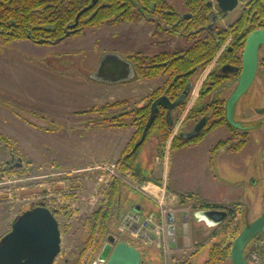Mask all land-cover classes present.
Masks as SVG:
<instances>
[{"label":"rangeland","instance_id":"obj_1","mask_svg":"<svg viewBox=\"0 0 264 264\" xmlns=\"http://www.w3.org/2000/svg\"><path fill=\"white\" fill-rule=\"evenodd\" d=\"M169 2L178 12L185 10L184 0ZM235 12L230 16L233 17ZM152 28L144 20H138L132 24L123 22L91 27L80 35L66 36L54 44L0 39V133L11 140L16 151L12 157L9 148L0 146V169L11 164L21 168L0 172V238L10 231L17 215L32 204L44 202L58 222L61 238L60 252L55 259L58 263L68 259V264H106L99 262L97 255L107 237L113 235L116 242L125 240L140 247L141 264H179L184 261L201 264L213 243L228 242L232 238V232L226 226L233 217L230 212L220 225L208 227L206 221L201 220L199 223L204 222L208 230L205 237L195 233L196 246L186 256L181 251L172 253L169 242L163 246L156 237L147 242L135 241L128 228L121 227L128 214H138L124 208L125 200L130 203L134 197L147 199L156 207L149 212L155 215L156 223L160 220L161 209L164 214L174 210L173 206L179 202L168 185L164 190L157 188L161 187L158 180L162 155L169 158V186L177 185L182 192L198 194L200 202H194L196 206L203 202L222 205L226 209L220 210L229 211L240 203L239 211L234 215L237 231L261 214L264 209L262 128L250 130L240 151L219 149L212 154L210 150L208 163L207 150L226 138L224 127L177 149H170L172 135L166 146H159L158 130L153 128L134 154V163L140 170L120 169L118 158L135 128L130 125L104 126L101 119L139 106L142 95L148 92L145 91L148 85L143 80L105 84L91 79L89 74L103 53L126 58L133 51L131 47L156 43L157 38L151 36ZM176 40L173 46L183 43L182 38L179 42ZM196 91L190 96L187 108L191 107ZM119 100H127V103L105 111H89L92 107ZM262 104L264 91L253 84L236 103L235 120L241 118L246 125L261 123L262 115L246 113L255 112V107ZM112 165H116L115 168ZM142 170L153 179L145 185L151 187L150 192L147 188L141 189V179L145 175ZM112 178L120 181L121 201L117 198L113 202L98 245L93 247L94 241V245L88 246V240L93 237L91 214L102 206ZM189 199L191 205L193 200ZM165 215L167 217V212ZM187 241L189 244L188 237ZM251 242L246 245L244 254ZM173 254L178 261L179 255L186 258L174 263ZM219 264L230 262L226 259Z\"/></svg>","mask_w":264,"mask_h":264},{"label":"trees","instance_id":"obj_2","mask_svg":"<svg viewBox=\"0 0 264 264\" xmlns=\"http://www.w3.org/2000/svg\"><path fill=\"white\" fill-rule=\"evenodd\" d=\"M207 1L208 0H184V4L193 19L189 24L195 29L207 22V16L209 13V5ZM255 2H257L255 4L257 13L262 17L264 14V3L262 4V0H255ZM170 8L167 0H0V39L5 42L28 39L39 44H54L57 39L60 41L66 36L80 35L86 29L91 27H97L104 24L135 22L144 17H149L150 19L156 18L165 25H172L178 19L181 21L183 18L176 13L170 12ZM78 14L79 16L76 19ZM179 28L182 29V24H180ZM179 28L176 29L175 32L179 31ZM188 31V29H182L181 32L188 33ZM196 34L198 33L190 34V36L195 37ZM223 40L224 38H222L219 43H215L213 39L209 37L204 40L197 39L193 45L185 51L183 56H179L175 59H171L169 56H166L163 59L160 56L144 58L139 56V54H136L133 56V60L137 62V76L151 78L166 73L167 71L170 72L171 79L173 76H175L176 79L169 86L168 90L165 91L166 88H164L157 92L155 91L150 97L153 98L157 93L165 91L167 94L171 95L172 98H175L184 86L185 80L180 79L189 77L192 70L195 71L199 68H203L211 60ZM155 59L157 62L166 61L169 65L165 64L164 66H159L158 69L156 66L148 68L141 66L142 63L145 64L147 61L151 64L155 62ZM215 84L216 83H214V85ZM209 90L210 88L205 89L201 96H205ZM126 102V100H119L107 103L101 107H92L89 111H105L110 108L123 106ZM183 106L184 105L182 104L181 107ZM205 111H212V122L207 123L206 129L192 139L183 138L178 134L174 135L171 139L170 149H177L189 143L198 142L211 129L227 124L224 109L220 100H213L200 109L195 107V109L189 112V116L192 117L197 113H203ZM148 116L149 106L146 105L137 106L131 110H126L117 115L101 119V121L104 122V126L123 127L130 125L135 128L134 134L118 158L119 167L122 171L140 170L137 163H134V154L146 142L147 137L153 128L158 130L159 146H165L166 141L172 133V127L167 123L164 112L161 110L155 116L143 142L138 146L135 152H132L134 144L142 134ZM127 119L130 120L129 123L127 122ZM236 138L237 137L235 136L226 141L217 142V144L211 149V152L214 153L216 149H220V147L232 140H236ZM244 143V140H236L235 142L230 143L227 149L233 148L238 151ZM0 146L3 148H9L10 156L15 157L16 151L14 150L11 140L6 138L2 133H0ZM4 168L0 169V172L7 173L13 169L18 171L21 169L17 164H11ZM142 180L143 179H141V181ZM146 180L149 181V179ZM119 182L120 181L116 178L110 179L102 199V206L95 209L91 214L93 220L91 228L93 234L91 236L93 237L91 240H88V246L92 243L94 245V241L95 245L93 247L98 245V237L104 232L103 229L106 227L110 208L120 194L118 186ZM179 196L184 199L192 197L193 194L187 192L180 193ZM70 197H72V195H70ZM34 205L36 204H32L31 206ZM238 205H240V203H237L235 208L227 211L225 217L226 219L229 212L233 216L226 225L229 231L232 232V238L228 242L221 240L213 243L209 248L207 258L201 264H219L226 259H229L232 240L235 239L239 233V231L235 229L236 225L234 222L236 220L234 215L239 211ZM200 207L204 210H212L222 207V205H208L202 202ZM183 263L188 264L187 261H184Z\"/></svg>","mask_w":264,"mask_h":264},{"label":"flooded vegetation","instance_id":"obj_3","mask_svg":"<svg viewBox=\"0 0 264 264\" xmlns=\"http://www.w3.org/2000/svg\"><path fill=\"white\" fill-rule=\"evenodd\" d=\"M207 2L209 5L207 22L195 29L189 24V22L193 21V19L190 12L187 10L185 4H184L185 10L182 12H178L174 8L172 3H170L169 0H167V3L171 7L169 11L178 14L183 19L181 21H179L178 19L172 25L170 24L165 25L164 23L158 21V19L156 18H152L153 21L149 17H144L142 19H139V20H144L146 23L150 24L153 27L151 36L153 38H157L156 43L149 42L148 45L145 46L142 45L139 48L131 47L133 48V51H131L126 56V58L121 57L122 59L125 60V62L117 64L119 65V70H118V66L116 65L117 62L114 58H108L107 60H105V62H103L102 64V68H100L101 77L105 79H116L120 77H127L126 80L121 81L124 84L132 81L138 82L143 80L145 84L148 85L145 87L146 88L145 91L148 90V92H145L142 95L139 101L140 102L139 106L148 105L149 114H150L151 104L153 103V101L161 97H166L169 101L172 102L180 95V93L184 90V88L187 85H189L190 89L184 100L179 105H177L176 107L170 110L169 119L171 120V124L169 123V120L167 118V109L162 105H158L157 114L159 111L163 110L167 123L172 127V133H171L172 136L178 134L179 136L183 137L184 134L191 132L194 129L195 125L199 123L202 119H204V123L200 128V130L192 137L194 138L195 136L203 132L204 129H206L207 123L212 122L211 119L212 111L197 113L192 117L189 116V112L195 109V107H198V109H200L208 105V103L212 102L213 100H217V101L220 100L225 115L226 102L229 99L230 95L233 93L234 89L237 87L240 78L243 76L244 54L248 39L252 34L258 31H264V14L261 17L257 13L255 7V4L257 2H255V0H238L237 5L232 10H229L227 12H223L219 8L217 2L214 0H208ZM263 3L264 0H262V4ZM233 11L236 12L234 13V16L231 17L230 14ZM124 23L132 24L134 22H124ZM180 24H182V29L189 30L188 33L181 32L182 29L179 28ZM178 28L179 31L175 32V30ZM196 32L198 34H196L195 37L190 36V34H194ZM159 36L161 37L166 36L165 37L166 39H158ZM208 37L212 38L215 43H219L222 38H224V40L218 46L211 60L203 68H199L195 71L192 70L191 71L192 73L189 77L180 79V80H185L184 86L181 92H179L175 98H172L171 95L165 92L168 90L172 82L176 79L175 76H173L171 79L170 72L167 71L166 73H162L151 78L137 76V62L133 60L134 55L139 54V56L144 58L160 56L162 57V59L166 56H169L171 59H175L178 58L179 56H183L185 51H187L197 39L204 40L205 38ZM179 38H182L183 43L181 45L177 43L175 46H173V41L177 39L176 42H179L178 41ZM255 52H256V65L254 67L255 69L252 75V80L250 81L248 86L244 89V91H242L239 94V98L235 102L233 120L239 126H234L230 124L228 121H226L227 124L222 126H217L211 129L205 134L203 138L210 135L217 128L224 127L226 130V138L219 141H226L236 136L237 137L236 140L245 141L243 146L239 149L240 151L246 144L249 133L251 132L250 130L251 129L258 130L262 128L263 133L261 134L262 140L260 147L263 148V152H264V104H262L261 106L260 105L256 106L254 109L255 112L248 111L246 113L247 115L248 114L262 115L263 121L261 123L254 125H246L243 123V120L241 118H239L238 121L235 120L234 118L236 103L253 84H256V87H259L264 91V43H258ZM102 55H100L99 60L97 61V64L95 66L96 68L94 70H96L99 67V63L101 61ZM165 64H167L166 61L157 62L155 59V62L149 64V62L147 61V63L145 64L142 63L141 66L144 68L156 66L158 69L159 66H164ZM120 65L121 66L123 65L122 69H120ZM113 66H115L117 69L113 68ZM128 67L129 69H127ZM99 82L105 84L121 83V82L109 83L103 81H99ZM214 83L216 84L214 85ZM141 88L144 91V88L143 87ZM164 88H166L165 91L157 93L153 98L150 97V95L153 92L155 91L157 92ZM209 88H210L209 92L205 96H201L203 91ZM195 90H197L196 97H194L191 107L187 108L190 96L193 95ZM182 104L184 105L183 107H181ZM135 107L137 106H134L133 108ZM192 138H186V139H192ZM236 140L234 141L232 140L228 142L229 144L226 143L224 146L220 147V149H227L230 143H233ZM151 145L153 146V144ZM212 148L213 147H211V149ZM230 149L233 148H229V150ZM218 150L219 149H216L215 152ZM218 208L226 209L223 206ZM225 211L227 212V210ZM125 224H126V219H123L121 223V227L123 228ZM125 242L128 243L129 245H132L137 250H139L141 255L142 252L139 249L140 247L134 246V244H131L128 241ZM115 243H113V245H115ZM55 259L52 264H68V259H64L60 263L56 262ZM141 262L142 261H140L139 264H141Z\"/></svg>","mask_w":264,"mask_h":264},{"label":"water","instance_id":"obj_4","mask_svg":"<svg viewBox=\"0 0 264 264\" xmlns=\"http://www.w3.org/2000/svg\"><path fill=\"white\" fill-rule=\"evenodd\" d=\"M217 2L219 8L223 12L232 10L238 3V0H214ZM77 15L76 19L78 18ZM59 39L55 40L57 43ZM258 43H264V31H258L252 34L247 42L244 54V72L240 78L237 87L230 95L226 102L225 116L227 121L234 125L239 126L233 120V112L235 102L239 98V94L244 91L252 80L254 73V67L256 65V46ZM108 58H114L116 65L124 63L125 60L119 57L117 54L105 53L101 57L99 67L89 74L91 79L103 82H121L127 79V77H120L116 79H105L101 77V70L103 62ZM118 70H119V65ZM123 66V65H122ZM120 65V69H122ZM113 68L117 69L115 66ZM129 69V67L127 68ZM123 72V71H122ZM189 85H187L180 95L174 100L169 101L166 97L156 99L151 104L150 114L148 120L144 126L140 138L133 146L132 152H134L138 146L143 142L146 133L151 126L152 122L158 111V105H162L167 109V118L169 119L170 110L179 105L189 92ZM204 119L197 123L194 129L184 134L185 138H192L202 127ZM139 211L138 207L134 209ZM198 221H206V225L213 226L226 217V211L220 210H205L202 213ZM168 232L170 235L174 233V219L171 213H168ZM206 219V220H205ZM211 220L212 224H210ZM264 229V209L261 214L253 219L251 222L246 223L240 230L235 239L232 240L229 262L230 264H246L244 259V249L248 242L252 241L262 230ZM60 231L58 228V222L53 212L45 205L44 202H40L34 206L29 207L22 211L15 217L12 222L11 229L0 238V264H52L58 253L60 252ZM116 238L113 235L107 237V242L103 244L101 250L97 255L99 262H106V264H139L141 261V255L132 245H129L123 240L116 242ZM115 243V245H113Z\"/></svg>","mask_w":264,"mask_h":264},{"label":"crops","instance_id":"obj_5","mask_svg":"<svg viewBox=\"0 0 264 264\" xmlns=\"http://www.w3.org/2000/svg\"><path fill=\"white\" fill-rule=\"evenodd\" d=\"M168 141V140H167ZM167 141H166V144L165 146L167 145ZM170 141V140H169ZM150 148H153L154 147L150 144ZM210 149L209 148L207 150V163L209 161V159L211 158V152H210ZM156 158H158V156H156ZM168 155L166 156H161V172L159 174V180H158V183L161 185L160 189L161 190H164L165 186L168 185V188H169V191H171L172 195L175 196V198H177V200L179 202H177L176 205H174V210H171L169 213L172 214V217L174 219V233H173V236L170 238V244H169V248H170V251L172 253H175V252H182L183 255H187L188 251L193 249L196 245V241L194 240V235L196 233V235L198 236H202V237H205L204 233L206 230H208V227L205 226V223L203 224H200L198 221V219L201 217V215H203V211H205L204 209H202L201 206V203L196 206L195 203H199L200 202V199H199V196L198 194H195V193H192L193 196L191 197L193 200L192 201V204L190 205L189 204V198H180V193H187L189 191H185V192H182L180 190V188H178V186H172L170 187L169 186V181L167 179V170L169 168V161H168ZM141 173L145 174L144 177H143V180L141 182V189L142 190H145L147 188V186L145 187V185L147 184L148 180L146 179H149V180H153L152 178H149L148 175H146L147 173L144 172V170L141 171ZM140 192V191H139ZM191 193V192H189ZM121 195L119 194L118 196V200L121 201L120 199ZM141 199H136L134 197V201L133 202H130L128 203L127 200H125V203H128L127 205L124 203V208H129L130 211L132 212H136L134 209L135 207H138L139 208V211L136 212L138 213L139 216H144V215H147L150 211L152 212L153 209H156V207L154 205H151L147 199H144L142 197H140ZM181 201H184V202H181ZM199 201V202H198ZM221 206V205H219ZM208 210H211V209H208ZM212 210H220V208H216V209H212ZM129 211V212H130ZM220 211H223V210H220ZM225 211V210H224ZM167 221H168V217H167ZM210 224L214 223L212 222L211 220H209ZM212 222V223H211ZM222 222H224V220H221L220 222H218L217 224H221ZM169 224V222H168ZM216 224V225H217ZM204 226V229L202 228V226ZM189 230L190 233L187 231ZM186 235L185 237H183L182 239H180L179 237L181 235ZM186 237L189 238V244H188V241L186 242ZM201 238V237H200ZM183 241V242H181ZM175 243V245H174ZM190 254V253H189ZM182 255H179L178 257L179 258V261L177 260L178 258L176 257V255L173 254V261L174 263L176 262H180V261H183L186 257H181Z\"/></svg>","mask_w":264,"mask_h":264},{"label":"built area","instance_id":"obj_6","mask_svg":"<svg viewBox=\"0 0 264 264\" xmlns=\"http://www.w3.org/2000/svg\"><path fill=\"white\" fill-rule=\"evenodd\" d=\"M115 166L116 165H112L113 168H115ZM157 188L158 190L160 189V187ZM160 211V220L157 223L153 220L155 215L152 213H148L145 217L131 213L127 215L126 224L124 226L128 228L130 235L137 241L144 240L147 242L156 237L159 239V244L162 243L163 246H165L167 242L170 244L172 235L168 232L169 224L165 213L167 212L168 215L171 210L169 212L165 211L164 214L162 213L164 210L161 209ZM244 259L246 264H264V229L252 240L250 247L246 254H244Z\"/></svg>","mask_w":264,"mask_h":264},{"label":"bare ground","instance_id":"obj_7","mask_svg":"<svg viewBox=\"0 0 264 264\" xmlns=\"http://www.w3.org/2000/svg\"><path fill=\"white\" fill-rule=\"evenodd\" d=\"M147 190H149V192H150V190H151V187H150V186H148V187H147ZM151 194H152V193H151ZM205 220H206V219H205Z\"/></svg>","mask_w":264,"mask_h":264}]
</instances>
